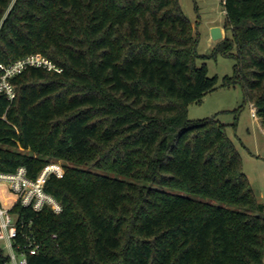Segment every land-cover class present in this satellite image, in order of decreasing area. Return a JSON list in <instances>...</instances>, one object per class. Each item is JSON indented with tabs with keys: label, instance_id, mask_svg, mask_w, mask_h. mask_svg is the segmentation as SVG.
<instances>
[{
	"label": "trees",
	"instance_id": "obj_1",
	"mask_svg": "<svg viewBox=\"0 0 264 264\" xmlns=\"http://www.w3.org/2000/svg\"><path fill=\"white\" fill-rule=\"evenodd\" d=\"M239 82L264 124V0H224ZM179 0H0V72L32 52L0 93V170L31 177L63 204H16L41 242L29 264H264V203L226 124L193 119L218 85ZM199 59H203L201 63ZM1 261V259H0Z\"/></svg>",
	"mask_w": 264,
	"mask_h": 264
},
{
	"label": "rangeland",
	"instance_id": "obj_2",
	"mask_svg": "<svg viewBox=\"0 0 264 264\" xmlns=\"http://www.w3.org/2000/svg\"><path fill=\"white\" fill-rule=\"evenodd\" d=\"M182 10L190 18L199 32L198 50L208 54L205 58L209 74L218 76V85L210 90L200 102L190 103V118L217 116L226 124L228 135L234 140L241 153L244 170L250 178L256 197L264 203V124L261 117L252 114L253 102L245 100L242 85L236 82L222 84L225 75H231L236 59L216 51L217 42L222 40L225 27L224 0H179ZM221 25L225 29L223 37L213 39L211 29ZM230 33V32H228ZM203 59H199L201 63ZM55 170L65 171L61 159H53L47 164Z\"/></svg>",
	"mask_w": 264,
	"mask_h": 264
},
{
	"label": "built area",
	"instance_id": "obj_3",
	"mask_svg": "<svg viewBox=\"0 0 264 264\" xmlns=\"http://www.w3.org/2000/svg\"><path fill=\"white\" fill-rule=\"evenodd\" d=\"M31 66L58 72L63 70L61 65L41 52L28 53L1 64L0 93L13 99L16 88L12 78ZM252 114L258 118L254 105ZM52 172L62 174L61 169L55 170L48 165L35 178L29 175L25 165H20L13 171L0 170V186L10 195L7 201L0 195V264H29V257L41 250V242L32 228V219L26 223L20 212L13 208L16 204H21L39 211L50 206L55 212H61L63 204L45 187Z\"/></svg>",
	"mask_w": 264,
	"mask_h": 264
},
{
	"label": "water",
	"instance_id": "obj_4",
	"mask_svg": "<svg viewBox=\"0 0 264 264\" xmlns=\"http://www.w3.org/2000/svg\"><path fill=\"white\" fill-rule=\"evenodd\" d=\"M211 35L213 39H218L224 36L222 26L221 25H214L211 29Z\"/></svg>",
	"mask_w": 264,
	"mask_h": 264
},
{
	"label": "crops",
	"instance_id": "obj_5",
	"mask_svg": "<svg viewBox=\"0 0 264 264\" xmlns=\"http://www.w3.org/2000/svg\"><path fill=\"white\" fill-rule=\"evenodd\" d=\"M222 30H223V33L225 34V29L224 27L222 26ZM212 37V36H211ZM0 191H1V198L5 201H7L9 198H10V195L4 191V188L2 186H0Z\"/></svg>",
	"mask_w": 264,
	"mask_h": 264
},
{
	"label": "bare ground",
	"instance_id": "obj_6",
	"mask_svg": "<svg viewBox=\"0 0 264 264\" xmlns=\"http://www.w3.org/2000/svg\"><path fill=\"white\" fill-rule=\"evenodd\" d=\"M6 201V200H5Z\"/></svg>",
	"mask_w": 264,
	"mask_h": 264
}]
</instances>
